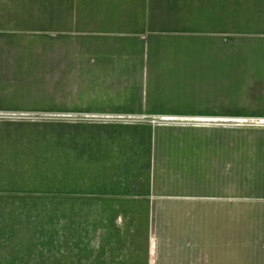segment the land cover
Returning a JSON list of instances; mask_svg holds the SVG:
<instances>
[{
	"label": "crops",
	"instance_id": "crops-1",
	"mask_svg": "<svg viewBox=\"0 0 264 264\" xmlns=\"http://www.w3.org/2000/svg\"><path fill=\"white\" fill-rule=\"evenodd\" d=\"M2 6L44 25L28 32L45 41L29 55L44 56L60 82L52 106L238 116L229 112L244 107L227 89L247 86L261 99L245 109L264 114V0ZM113 124L0 131V217H44V239L23 234L13 245L20 255L0 264H264V131ZM20 220L18 233L36 227ZM243 247L245 258L226 253Z\"/></svg>",
	"mask_w": 264,
	"mask_h": 264
},
{
	"label": "rangeland",
	"instance_id": "rangeland-1",
	"mask_svg": "<svg viewBox=\"0 0 264 264\" xmlns=\"http://www.w3.org/2000/svg\"><path fill=\"white\" fill-rule=\"evenodd\" d=\"M3 1L5 0H0V33L4 32L0 34L3 38L0 39L2 53L0 54V131H77L76 129L116 125L113 123L118 122L79 118L97 113L50 104L49 101L54 99V94L60 99L62 90L59 87L60 82L54 79L50 67L45 63L44 56L29 55V51L45 47V41L42 38L30 39L28 32L33 31L36 27L43 28L44 25L37 26L28 20H15V9L4 8ZM68 90L71 89H63L65 92ZM215 90L221 91V89ZM260 91L259 88L247 86L229 87L227 89L229 102L239 101L241 103L236 106L244 107L242 111H230L229 114L264 116V114L245 109L261 99ZM64 97L66 99V96ZM231 105L234 104H230V108ZM238 127H240L238 128L240 131H264V127L252 125ZM20 219L36 227L27 225L30 232L18 233L16 229L21 222ZM43 223L44 217H0V257L7 260L14 255H20V251L13 245L18 240L26 238L23 234L30 235L31 238L35 237L38 242H41L44 239ZM40 225L42 227L38 228ZM189 250L191 253L194 251L192 248ZM207 250L203 244H199L196 248L195 258L197 260L206 259L208 257ZM213 250H215L214 247ZM35 251H37V257L43 256V250L36 249L33 252ZM226 253L230 259L234 260L250 255L246 247L228 248Z\"/></svg>",
	"mask_w": 264,
	"mask_h": 264
},
{
	"label": "built area",
	"instance_id": "built-area-1",
	"mask_svg": "<svg viewBox=\"0 0 264 264\" xmlns=\"http://www.w3.org/2000/svg\"><path fill=\"white\" fill-rule=\"evenodd\" d=\"M88 120H101L111 122H150L153 124H179V125H199V126H226L238 127L242 125H252L264 127V116H194L175 114H154L137 115L129 113H97L96 115H86L79 117Z\"/></svg>",
	"mask_w": 264,
	"mask_h": 264
}]
</instances>
